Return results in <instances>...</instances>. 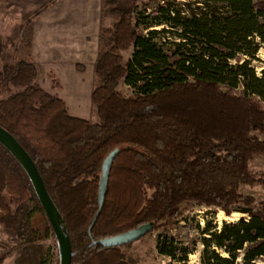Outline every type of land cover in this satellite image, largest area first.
Returning <instances> with one entry per match:
<instances>
[{
	"label": "trees",
	"instance_id": "16d2710c",
	"mask_svg": "<svg viewBox=\"0 0 264 264\" xmlns=\"http://www.w3.org/2000/svg\"><path fill=\"white\" fill-rule=\"evenodd\" d=\"M106 13L113 22L102 25L91 94L98 121L72 115L39 84L31 27L26 57L0 69V83L17 88L0 97V125L35 162L70 237L72 264H133L124 245L99 240L148 222L163 230L159 253L175 258L168 232L193 203L245 214L203 228V264H256L264 259V201L240 185L264 184L249 168L264 154V139L252 135L264 133V69L258 75L250 62L264 42V0H102ZM240 54L247 59L232 62ZM115 149L90 229L103 162ZM0 226L11 241L0 264L13 250L16 264H48L44 240L56 239L54 229L27 171L1 142Z\"/></svg>",
	"mask_w": 264,
	"mask_h": 264
},
{
	"label": "rangeland",
	"instance_id": "374dc122",
	"mask_svg": "<svg viewBox=\"0 0 264 264\" xmlns=\"http://www.w3.org/2000/svg\"><path fill=\"white\" fill-rule=\"evenodd\" d=\"M13 0H0V69L6 63H12L15 58L26 57L28 53L26 35L30 31L31 21L30 18H23L24 13L20 12L18 7L12 5ZM147 1V0H143ZM184 3L186 0H177ZM142 1L138 2L141 6ZM26 13V12H25ZM34 14V13H33ZM32 14V15H33ZM113 19L106 13L102 16V25L105 27L112 26ZM159 26L158 28H161ZM102 29V28H101ZM171 37L174 36L170 35ZM257 40V39H256ZM258 42V40H257ZM0 45V46H1ZM133 52V48L123 51L125 60H128ZM23 55V56H22ZM256 57L251 58V66L255 68L258 75L262 74L264 69V42L260 43L256 52ZM249 58V57H248ZM247 59L246 55L240 54L238 59L232 62L243 61ZM86 68L88 66L86 65ZM89 70V69H88ZM82 67L78 77L80 78V88L77 89L81 96L84 94L89 97L91 89L96 85L95 71L91 68L89 71ZM53 75H50V77ZM54 77V76H53ZM75 81H70L64 88H53V92L58 95H71L75 93ZM14 86L0 83V97H6L11 92L16 90ZM120 89L125 93H130V90L123 84ZM85 119L94 122L99 120L98 115L94 112L93 103L88 101L86 105ZM252 135L259 139H264V133L259 131L252 132ZM251 173L259 180L264 182V154L254 155L250 160L249 165ZM240 192L245 195L253 196L257 202L264 201V184L240 185ZM245 216L240 212L234 211L231 215H226L225 212L217 207H208L196 203L187 204L183 207L181 215L177 219V223L169 229L168 236L173 241L175 258L167 255H162L158 251V238L162 234V229H154L139 240L124 245L122 250L128 260L133 264H203V238L208 234L203 233V228L211 224L215 229H219L224 221H234L239 217ZM37 222L43 224V221L38 217ZM36 222V223H37ZM8 236L0 226V252L5 251L11 244ZM44 242L49 247V262L48 264L60 263V251L57 239L48 237ZM169 240L166 246H170ZM186 251V253H184ZM222 255L227 254L223 250H219ZM18 253L16 250L10 251L2 264H16V257ZM185 258V260H180ZM238 264L242 263L241 258L237 260ZM256 264H264V259H260Z\"/></svg>",
	"mask_w": 264,
	"mask_h": 264
},
{
	"label": "crops",
	"instance_id": "0c3cea01",
	"mask_svg": "<svg viewBox=\"0 0 264 264\" xmlns=\"http://www.w3.org/2000/svg\"><path fill=\"white\" fill-rule=\"evenodd\" d=\"M12 5L28 19L41 10L31 23L29 49L38 82L54 93L50 75L62 89L76 78L75 93L59 96L72 115L85 118L86 105L92 98L78 93L81 86L78 74L82 67L95 71L100 51L102 0H13Z\"/></svg>",
	"mask_w": 264,
	"mask_h": 264
},
{
	"label": "water",
	"instance_id": "95a60500",
	"mask_svg": "<svg viewBox=\"0 0 264 264\" xmlns=\"http://www.w3.org/2000/svg\"><path fill=\"white\" fill-rule=\"evenodd\" d=\"M0 142L3 143L14 154V156L27 171L33 183L37 196L41 204L43 205L46 215L54 229L60 251V264H72V246L70 237L60 220L59 211L46 189L43 178L35 162L28 154V152L24 149V147L18 142V140L1 125ZM118 152V149L112 150L103 162L98 194L99 210L90 226V229L96 221V218L103 206L107 191L109 172ZM153 229L154 222L144 223L120 234L101 239L99 240V243L103 246H123L139 240L140 238L151 232Z\"/></svg>",
	"mask_w": 264,
	"mask_h": 264
}]
</instances>
